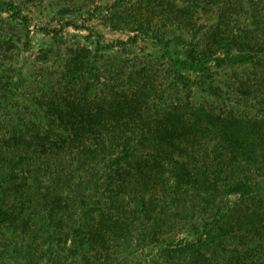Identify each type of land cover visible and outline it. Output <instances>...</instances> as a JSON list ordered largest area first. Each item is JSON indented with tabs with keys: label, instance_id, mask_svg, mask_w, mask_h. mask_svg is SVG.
Returning a JSON list of instances; mask_svg holds the SVG:
<instances>
[{
	"label": "trees",
	"instance_id": "obj_1",
	"mask_svg": "<svg viewBox=\"0 0 264 264\" xmlns=\"http://www.w3.org/2000/svg\"><path fill=\"white\" fill-rule=\"evenodd\" d=\"M209 1L220 10L217 21L202 33L203 38L193 42L185 37L187 26L178 22L179 10H163L161 18H173L170 24L180 32L170 38L165 30L155 34L166 47L163 55L178 68L177 81L186 86L191 81L183 70L205 69L211 58L228 62L251 60V51L264 50V0ZM20 4L16 0H0V9L10 12L15 23L23 24L27 16ZM245 6L250 10L253 28H230ZM181 14L187 20L192 17L189 12ZM9 23L0 26V123L5 125L0 128V226L19 219V227L23 228L29 224L28 211L37 215L41 225L35 230L47 241L35 248L29 243L25 245L29 261L123 264L106 245L117 238L113 219L106 211H100L99 218L91 215V210L80 214L74 206L78 202L76 196L50 188L41 191V183L47 180L62 182L60 187L72 186L75 175L71 165L82 164L99 172L102 180L116 177L121 185L130 187V195L157 207L155 217H147L160 231L169 226L171 213H183L172 219L178 225L188 219L194 204L205 208L190 222L192 238L163 249L153 263L141 264H226L219 256L221 244L241 230V222L246 223V218L252 219L261 212L264 177L258 167L264 160V131L237 119L229 120L203 105L195 107L192 112L202 117V128L212 133L211 147L204 156L208 161L201 165L203 155L191 153V133L185 132V124L191 121L188 108L168 106L162 120L153 121L158 130L150 133V128H145L142 105L137 103V97L149 95V85L144 83L135 84L134 104L132 99L115 98L108 104L106 97L93 103L77 97L67 99L61 93L51 98L47 88L38 96L18 94L25 81L22 71L10 62L17 39L13 33L8 35L13 30ZM143 23L134 18L125 21L124 26L135 31L136 38ZM164 25L166 29L168 24ZM179 45L183 48L173 52L172 47ZM220 49L223 55H215ZM90 52L85 46L70 49L64 67L72 83L82 80ZM142 87L145 94L139 90ZM29 105L34 107L31 117L22 110ZM195 153L198 159L193 157ZM230 195L242 200L224 208L221 202Z\"/></svg>",
	"mask_w": 264,
	"mask_h": 264
},
{
	"label": "rangeland",
	"instance_id": "obj_2",
	"mask_svg": "<svg viewBox=\"0 0 264 264\" xmlns=\"http://www.w3.org/2000/svg\"><path fill=\"white\" fill-rule=\"evenodd\" d=\"M16 2L21 3L27 21L15 23V20H11L10 12L0 9V26L10 22L13 30L8 35L13 33L17 39L10 62L22 71L25 81L18 94L38 96L47 88L51 98L61 93L67 99L77 97L92 100L93 103L106 97L108 104L114 98L121 101L132 99L134 104L132 92L135 84L144 83L149 85V95L146 96L142 87L139 90L145 95L137 97V103L142 105L141 118L145 128H150V133L158 130L153 121L162 120V113L168 106L175 104L179 109L188 108L191 121L185 124V132L191 133L188 134L191 153L196 151L203 155L200 156L203 159L201 165L208 161L204 156L211 147L212 133L202 128V117L192 112L195 107L203 105L215 113H222L229 120L237 119L264 131V50L256 48L251 51V60L228 62L211 58L205 69L183 70L191 81L186 86L177 81L178 68L163 55L166 47L155 35L165 30L166 37L170 38L180 32L170 24L173 18H161L163 10L166 13L179 10L181 18L177 20L187 26L185 37L195 42L203 38L202 33L217 21L220 10L217 4L209 0H150V3L146 0ZM182 12L192 14L191 19H185ZM249 13L250 10L243 7L240 17L229 27L237 31L252 29ZM134 18L144 22L136 38L135 31L124 26L125 21ZM165 23L168 24L166 29ZM83 46L90 48L91 52L87 53L82 80L75 84L65 75V59L69 57L70 49ZM182 48V45L172 47V51ZM234 50L238 51L236 48ZM215 55L222 56L223 51L220 49ZM86 87L89 89L86 90ZM22 110L31 117L34 107L29 105ZM1 127L5 128L4 123H0ZM156 132L159 135V131ZM205 146L208 148L205 149ZM199 155L195 153L193 157L198 159ZM258 168L264 177V160ZM71 169L75 175L72 186L66 184L60 187L62 182L55 179L50 183L47 180L41 183V191L50 188L76 196L78 202L74 206L80 214L91 210V215L99 218L100 211H106L113 219L111 224L117 237L106 245L111 248L113 256L122 259L123 264L153 263L159 255L161 257L163 249L174 247L181 239L192 238L190 222L205 210L203 206L194 204L188 212V219H183L178 225L172 219H177L183 213H171L169 226L160 231L156 223L153 225L148 219L155 217L158 208L130 195L127 192L129 186L121 185L116 177L109 181L102 180L99 172L95 173L82 164H72ZM260 191L261 212L252 219L246 218L248 224L241 222V230L228 237L219 248V256L226 264H264V183ZM241 200L237 195H230L223 198L221 206L227 208V205ZM27 204L25 202L24 205ZM28 212L29 224L25 227H19V219L14 224L8 222L7 226H0V264H34L35 260L29 261L26 257L25 245L29 243L35 248V245L41 246L47 241H44L45 237L38 236L35 230L41 225L37 215L32 216Z\"/></svg>",
	"mask_w": 264,
	"mask_h": 264
}]
</instances>
